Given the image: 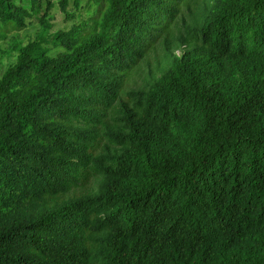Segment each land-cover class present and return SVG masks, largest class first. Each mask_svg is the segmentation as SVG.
<instances>
[{
    "label": "trees",
    "instance_id": "1",
    "mask_svg": "<svg viewBox=\"0 0 264 264\" xmlns=\"http://www.w3.org/2000/svg\"><path fill=\"white\" fill-rule=\"evenodd\" d=\"M33 18L0 75V264H264V0H0V38Z\"/></svg>",
    "mask_w": 264,
    "mask_h": 264
},
{
    "label": "rangeland",
    "instance_id": "2",
    "mask_svg": "<svg viewBox=\"0 0 264 264\" xmlns=\"http://www.w3.org/2000/svg\"><path fill=\"white\" fill-rule=\"evenodd\" d=\"M80 5L83 7L86 0H79ZM44 5L41 6L43 8ZM70 12L76 11L75 7L69 9ZM85 16L84 9L81 11ZM53 16L51 33H57L61 30L68 29L71 22L59 10L52 11ZM40 32V26L36 18L27 22V25L20 31H5V36L0 38V75L6 69L8 63L13 61L16 52L15 48L19 46H26L28 43L35 40Z\"/></svg>",
    "mask_w": 264,
    "mask_h": 264
}]
</instances>
